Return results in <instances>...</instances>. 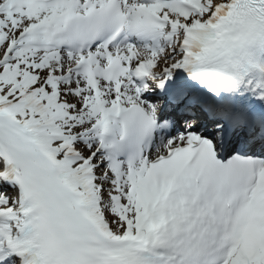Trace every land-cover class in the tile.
<instances>
[{
  "label": "snow or ice",
  "instance_id": "snow-or-ice-1",
  "mask_svg": "<svg viewBox=\"0 0 264 264\" xmlns=\"http://www.w3.org/2000/svg\"><path fill=\"white\" fill-rule=\"evenodd\" d=\"M0 264H264V0H0Z\"/></svg>",
  "mask_w": 264,
  "mask_h": 264
}]
</instances>
